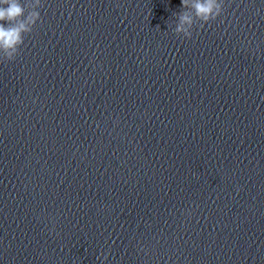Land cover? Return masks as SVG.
<instances>
[{
	"label": "water",
	"instance_id": "95a60500",
	"mask_svg": "<svg viewBox=\"0 0 264 264\" xmlns=\"http://www.w3.org/2000/svg\"><path fill=\"white\" fill-rule=\"evenodd\" d=\"M41 4L0 57V264H264V0L191 39L181 0Z\"/></svg>",
	"mask_w": 264,
	"mask_h": 264
},
{
	"label": "clouds",
	"instance_id": "9594fccd",
	"mask_svg": "<svg viewBox=\"0 0 264 264\" xmlns=\"http://www.w3.org/2000/svg\"><path fill=\"white\" fill-rule=\"evenodd\" d=\"M181 5L189 11L179 15L175 32L189 39L197 21L202 27L217 20L224 10V0H181ZM41 6V0H29L26 6L22 0H0V57L15 60L25 36L41 19L39 11L35 10ZM25 7L31 11L26 13Z\"/></svg>",
	"mask_w": 264,
	"mask_h": 264
}]
</instances>
